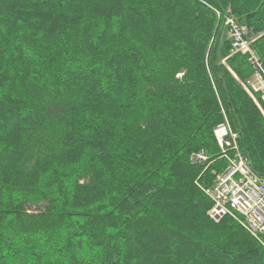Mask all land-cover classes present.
<instances>
[{
	"label": "trees",
	"instance_id": "1",
	"mask_svg": "<svg viewBox=\"0 0 264 264\" xmlns=\"http://www.w3.org/2000/svg\"><path fill=\"white\" fill-rule=\"evenodd\" d=\"M226 15L264 65V0H0V264H264L207 217L218 125L264 176Z\"/></svg>",
	"mask_w": 264,
	"mask_h": 264
},
{
	"label": "built area",
	"instance_id": "2",
	"mask_svg": "<svg viewBox=\"0 0 264 264\" xmlns=\"http://www.w3.org/2000/svg\"><path fill=\"white\" fill-rule=\"evenodd\" d=\"M224 18L231 39V53L245 56L251 67L252 74L243 87L255 102L256 97L264 106V66L251 48L245 26L231 15ZM214 137L226 168L204 191L211 202L207 217L213 223L230 217L253 237L264 238V176L252 170L249 158L239 150L237 135L226 122L214 129ZM208 161L204 151L190 156L191 164L207 166Z\"/></svg>",
	"mask_w": 264,
	"mask_h": 264
},
{
	"label": "rangeland",
	"instance_id": "3",
	"mask_svg": "<svg viewBox=\"0 0 264 264\" xmlns=\"http://www.w3.org/2000/svg\"><path fill=\"white\" fill-rule=\"evenodd\" d=\"M236 19H237V18H236ZM237 20H238V19H237ZM237 20H236V21H237ZM224 22H225V18H224ZM237 22L240 23L239 21H237ZM224 27H225V29H226L227 36H228V38L230 39V35H229V33H228V27H226L225 24H224ZM251 48H252V50L254 51L252 45H251ZM254 52H255V51H254ZM255 53H256V52H255ZM257 56H258V55H257ZM263 66H264V65H263ZM251 74H252V72H251ZM256 99L258 100V98L255 97V100H256ZM257 100H256L255 103H256L258 106H260V102H258ZM238 220H239V219H238ZM239 221H240V220H239ZM237 222H238V221H237ZM238 223H239V222H238ZM251 236H252V235H251ZM252 237H253V236H252ZM254 238H255V237H254ZM257 238H258V237H257Z\"/></svg>",
	"mask_w": 264,
	"mask_h": 264
},
{
	"label": "bare ground",
	"instance_id": "4",
	"mask_svg": "<svg viewBox=\"0 0 264 264\" xmlns=\"http://www.w3.org/2000/svg\"><path fill=\"white\" fill-rule=\"evenodd\" d=\"M231 40V39H230Z\"/></svg>",
	"mask_w": 264,
	"mask_h": 264
}]
</instances>
